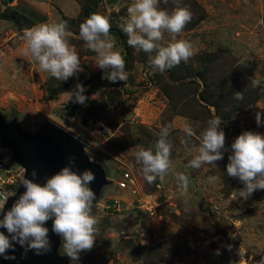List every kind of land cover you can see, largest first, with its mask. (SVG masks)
<instances>
[{
  "label": "rangeland",
  "instance_id": "rangeland-1",
  "mask_svg": "<svg viewBox=\"0 0 264 264\" xmlns=\"http://www.w3.org/2000/svg\"><path fill=\"white\" fill-rule=\"evenodd\" d=\"M31 1L21 3L17 11L37 23L45 19L61 22L64 17L83 21L75 0ZM50 1L53 9L48 16ZM261 2L264 7V0H180L181 6L191 11L192 20L178 39L191 42L194 55L162 73L149 67V54L142 50L129 47L128 56L124 44L110 32L116 50L124 60L128 59V79L108 81L76 110L69 103L75 100L77 85L85 90L89 80L104 72L96 66L97 54L79 37V23L65 22L72 33L69 43L80 58L82 70L67 81H59L41 71L30 56L23 55L24 31L20 29L31 25L22 21L17 32L4 36L12 22L0 19V114L4 120H16L29 135L46 122L55 124L82 142L90 161L100 165L106 174L107 183L92 210L99 235L90 251L80 252L79 259H70L69 264H260L264 260V190L241 197L238 191L243 184L226 172L235 138L245 131L264 135ZM131 3L132 0H102L96 13L109 18L112 30H120L118 25L127 18ZM159 7L171 12L175 4L173 0L167 4L161 0ZM2 9L0 3V12ZM121 33L128 45L127 36ZM170 39L165 33L162 43ZM206 69L211 85H217L225 72L235 71L252 84L253 92L260 97L223 120L220 127L225 133L224 158L197 170L187 166L195 153L186 152L182 144L183 127L188 124L193 128L192 144L198 147L207 121L215 116L213 107H209V113L197 106L199 97L195 100V88L198 93L204 91L197 76ZM253 82L258 83L253 86ZM183 84L187 86L178 87ZM62 85L66 90L48 101L50 92ZM179 96L186 101H178ZM175 106L188 115H180ZM258 111L262 112L259 126L255 119ZM164 126H169L173 168L190 181L186 195H181L173 175L165 177L163 183L157 179L149 184L135 161L134 153L140 147H154ZM125 170L135 177L138 194L118 189L116 182ZM210 176L219 179L209 182ZM233 191H237L235 199ZM115 199L120 208L107 209ZM58 254L67 256L61 236Z\"/></svg>",
  "mask_w": 264,
  "mask_h": 264
},
{
  "label": "clouds",
  "instance_id": "clouds-1",
  "mask_svg": "<svg viewBox=\"0 0 264 264\" xmlns=\"http://www.w3.org/2000/svg\"><path fill=\"white\" fill-rule=\"evenodd\" d=\"M161 0H132L127 8V18H122L118 25L127 36L129 47L142 50L148 55L151 69L164 72L187 62L193 55L191 42L178 39L179 34L192 20L191 11L181 6L180 0H173L175 7L171 12L159 7ZM165 4L168 0H163ZM111 23L108 17L100 13H92L79 25V37L88 49L97 54L96 66L104 71L102 79L111 83L126 81L125 60L116 50L115 42L110 36ZM171 37L169 42L162 43L164 34ZM72 35L67 30V24L61 22L38 23L25 29L21 40L23 55L30 56L41 71L47 72L59 81H67L81 71L80 58L69 43ZM258 82H253L256 86ZM74 94L75 102L84 104L87 97L84 88L77 85ZM235 98L242 100L240 92ZM262 112L255 114L257 125H261ZM223 120L213 116L207 121L200 134L199 146L192 144L195 135L193 128L185 124L182 141L186 152L195 153L188 162V167L200 169L204 164H215L224 158L225 133L220 127ZM169 126L160 129L154 147H140L134 153L135 161L141 165V173L149 183L157 179L161 183L165 177L173 175L181 188V195H186L189 178L184 173L176 172L171 160V144L168 140ZM231 152L226 166L227 176L238 178L243 188L238 191L241 197L247 198L257 190H264V135L245 131L235 138L231 144ZM36 175L35 171L32 173ZM94 174L85 171L82 175L64 167L59 173L47 179L41 186L23 177L22 184L26 191L12 205L11 209L0 220L11 236L0 232V255L13 248V242L27 249H34L37 254L41 250L50 249L46 221L52 219V230L61 236L64 253L72 260L79 259V253L90 251L99 235L97 220L92 214L94 192L89 183L94 181ZM218 177H208L209 182H215ZM231 194L235 199V193ZM3 208H0L2 211ZM5 258H8L5 256ZM264 264V260L260 262Z\"/></svg>",
  "mask_w": 264,
  "mask_h": 264
},
{
  "label": "water",
  "instance_id": "water-1",
  "mask_svg": "<svg viewBox=\"0 0 264 264\" xmlns=\"http://www.w3.org/2000/svg\"><path fill=\"white\" fill-rule=\"evenodd\" d=\"M0 139L2 148L9 152L13 162L24 170V178L41 186L64 167H69L78 175L91 171L95 177L94 181L89 183L90 189L95 194L93 205L98 201L101 190L107 183L103 168L90 161L82 142L55 124L46 122L35 134L29 135L19 128L16 120L6 122L0 114ZM33 171L36 173L35 176L32 175ZM25 191L21 183L17 193L9 198L1 212L0 220ZM52 225V219L46 221L44 225L49 230L48 251L41 250L37 254L34 249L26 250L27 245L21 246L13 242V248L0 255V264H69L68 256L58 254L60 236L52 230ZM0 232L9 236L11 240L5 228L0 227Z\"/></svg>",
  "mask_w": 264,
  "mask_h": 264
},
{
  "label": "trees",
  "instance_id": "trees-1",
  "mask_svg": "<svg viewBox=\"0 0 264 264\" xmlns=\"http://www.w3.org/2000/svg\"><path fill=\"white\" fill-rule=\"evenodd\" d=\"M4 4H7L12 2L13 0H2ZM81 8V14L83 21L90 16L92 13H96L97 7L99 3L102 0H75ZM0 19L3 20H10L15 25L20 26L21 22H26L28 24V20L24 18L22 15H20L18 12L14 10H8L3 13H0ZM82 20H79L77 18H68L64 17L63 22H73L78 25H80ZM111 34H113L118 40L124 44V49L128 56L131 55V48H129L128 45L124 43V38L120 30L118 29H111ZM206 57V61H208ZM128 59H125V69H126V63ZM149 65V64H148ZM150 67V66H149ZM167 70V69H166ZM104 75V72L100 75H97L93 79L89 80L86 83V86H88L85 91L84 95L87 97V99L94 94L101 86H103L105 83L108 82L107 79H102V76ZM208 75L209 72L206 70L200 72L197 76V78L200 79V81L204 85V91L202 93H198V91L195 88V92L197 96L199 97V101L197 100V103L199 107H203L204 109L208 110L210 113L209 107H213L215 109V116H219L222 120L228 119L230 116L238 113L242 109H245L252 104H254L259 99V94L256 92L254 93L252 88V84L248 83V80L242 77L239 73L233 71V72H225L223 74L224 76L221 77V79L218 81L217 85H211L208 82ZM187 84H183L182 86L178 85L179 88L186 87ZM256 89V88H255ZM66 90V86H60L58 89L51 91L48 97L46 98L48 101L53 100L58 93H63ZM237 92H240L243 96L242 100H238L235 98V94ZM168 96L172 98L169 94ZM185 97L179 96L178 101H183ZM86 99V101H87ZM184 100L183 102H185ZM69 105L74 110L80 108L83 104L75 102V100H72ZM177 106L174 107L176 110ZM178 113L180 115H188L186 112H183L181 110Z\"/></svg>",
  "mask_w": 264,
  "mask_h": 264
},
{
  "label": "built area",
  "instance_id": "built-area-1",
  "mask_svg": "<svg viewBox=\"0 0 264 264\" xmlns=\"http://www.w3.org/2000/svg\"><path fill=\"white\" fill-rule=\"evenodd\" d=\"M19 169H21V172H19ZM23 177L24 170L13 162L9 153H5L4 149H2L0 151V208L4 209L9 198L17 193L19 189L17 186L20 187ZM116 185L121 191H130L132 194H138L139 192L136 179L129 170H125L121 174L120 180L116 182ZM106 208H120L119 201L116 199L112 200ZM2 211H0V214ZM150 215H154L152 210H150Z\"/></svg>",
  "mask_w": 264,
  "mask_h": 264
},
{
  "label": "crops",
  "instance_id": "crops-1",
  "mask_svg": "<svg viewBox=\"0 0 264 264\" xmlns=\"http://www.w3.org/2000/svg\"><path fill=\"white\" fill-rule=\"evenodd\" d=\"M0 1H1L0 3L2 5V8H3L0 13H3V12L8 11V10H14V11L18 12L20 15H22L24 18H26L28 20V23L31 25V27L34 26V25H36V24H38L36 21L31 20L26 15H24L23 11H21V12L20 11H17V9L21 8L20 7L21 6V3H23V2L26 3V0H21L22 2H20V0H13L12 2L9 1V3H7V4H4V2L2 0H0ZM36 1L37 0H33L31 2H33L34 4H36L37 3ZM47 5H48L47 7L49 8L48 16H51V11L50 10L53 9V5H52L51 1L48 2ZM261 5H262V13H264V7H263L262 2H261ZM5 21H10V20H5ZM44 22H49V19H45V21H41L40 23H44ZM19 27L21 28V26H19ZM31 27H29V28H31ZM16 28H17V25H15L12 22V25L10 26V29H8L7 31H5L4 36H9L10 34L17 32L16 31ZM20 30H21L20 32H23L24 31V29L23 30L20 29Z\"/></svg>",
  "mask_w": 264,
  "mask_h": 264
}]
</instances>
